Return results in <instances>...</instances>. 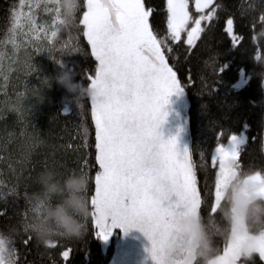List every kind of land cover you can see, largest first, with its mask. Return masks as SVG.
Wrapping results in <instances>:
<instances>
[{
  "label": "trees",
  "instance_id": "obj_1",
  "mask_svg": "<svg viewBox=\"0 0 264 264\" xmlns=\"http://www.w3.org/2000/svg\"><path fill=\"white\" fill-rule=\"evenodd\" d=\"M144 2L154 9L149 17L153 30L164 37L166 0ZM84 4L85 0H77L76 24L56 29V36L37 54L31 47H16L18 41L11 35V8H18L19 0H0V237L15 248L18 264H110L114 255V247L104 246L96 235L91 215L81 237L57 236L53 245L24 229L28 198L40 190L36 176L41 170L54 169L62 181L69 171L85 167L90 177L89 201L94 191L98 169L91 98L76 97L61 81L67 71L73 80L88 85V75L97 66L79 24ZM214 6L216 14L204 22V31L193 46L186 44L185 36L180 42L167 37L172 51L165 50L189 102V150L202 195L198 217L213 245L207 256L196 257L192 264L209 263L223 253L230 239L236 188L228 190L215 211H210L216 172L211 157L217 146L226 145L232 133L244 134L247 141L241 164L235 165L234 181H244L255 171L264 173V0H214ZM189 10L194 13L193 8ZM47 45L54 47L49 50ZM222 64L225 67L219 71ZM25 142L31 149L21 163ZM13 187L15 191H10ZM246 223L253 235L264 230V223L247 216ZM65 250L70 252L68 258L63 257ZM243 262L264 264L258 254Z\"/></svg>",
  "mask_w": 264,
  "mask_h": 264
},
{
  "label": "snow or ice",
  "instance_id": "obj_2",
  "mask_svg": "<svg viewBox=\"0 0 264 264\" xmlns=\"http://www.w3.org/2000/svg\"><path fill=\"white\" fill-rule=\"evenodd\" d=\"M212 4L213 0H194L198 14L193 15L189 0H166L164 37L153 30L149 17L154 9L146 7L144 0H86L79 18L97 61L94 74L88 75L98 169L90 196L92 223L98 229L96 235L104 240L116 226L125 231L140 228L152 243L150 253L156 264H179L168 257L172 217L177 211L186 207L195 209L202 203L190 150L185 148L181 153L175 137L165 140L158 132L165 115L163 105L168 103L170 93L184 88L165 55V50L172 51L167 37L180 42L184 34L186 44L194 45L204 31L202 21L211 20L216 14L215 6L204 12ZM39 6L19 0V7L11 8L10 13L13 38L19 33L23 18L28 33L37 37L32 40L37 50L44 47L41 41L45 38L51 40L56 36L55 30L48 35L35 19L34 7ZM44 9L56 13L57 29L76 24L77 17L67 15L63 0H55L52 9L45 4ZM232 25L233 20L229 18V33ZM26 38H29L27 34ZM47 47L52 50L54 46ZM223 67L222 64L219 71ZM83 133L86 138L88 129L84 128ZM219 135H223L222 130ZM228 140L231 147L220 143L211 157L216 166L212 212L220 195L225 165L233 161L241 164L239 158L247 141L234 133ZM22 147L21 163H24L31 145L25 142ZM252 179L264 184V173L255 171ZM24 229L28 232L26 225ZM23 242L27 244L28 240ZM45 243L53 245L55 241L50 239ZM255 246L264 259V238H259ZM69 255V250L63 252L64 258ZM233 255L234 245L225 242L217 264H231ZM16 257L15 248L6 246L5 239L0 237V264H18Z\"/></svg>",
  "mask_w": 264,
  "mask_h": 264
},
{
  "label": "rangeland",
  "instance_id": "obj_3",
  "mask_svg": "<svg viewBox=\"0 0 264 264\" xmlns=\"http://www.w3.org/2000/svg\"><path fill=\"white\" fill-rule=\"evenodd\" d=\"M26 4H32L33 6L39 4V8L34 7L35 19L47 30L48 35H50L52 31H56V24L54 23L56 22V13L54 11H45L44 9L45 4H47L49 9H52L55 5V0H26ZM212 6L213 4L209 5V8L204 9V12L207 13V11L212 8ZM189 7L193 8V15L198 14L194 6V0H192V3H190L189 0ZM24 11L26 13L28 8L25 7ZM49 20H51V22H48ZM206 21L208 20L202 21V27ZM26 34L29 38H26ZM40 36L43 37L44 33H40ZM183 36L185 35L182 34V37ZM14 38H16L18 41L16 47L19 46L20 49H27L31 47L33 51H35L37 54H40L44 48L43 47L42 49L37 50L36 46L32 44V40L37 39V37L34 34L28 33V28L25 25L23 18H21L20 31L17 35H15ZM50 41L51 40L45 38L43 41H41V43H43L45 46L47 43H50ZM188 106L189 102L183 90L170 93L168 97V103L164 104L162 109V113L165 114L164 118L158 127V132L163 139L167 140L171 137L176 138L177 148L181 153L185 150V148L189 149V119L187 114ZM237 136L246 139L244 134ZM226 146L229 148L231 147L230 141L226 144ZM235 165L236 162L234 161L226 163L225 165L226 172L221 177L219 188L220 195L216 201L215 207L225 196L226 192L232 189V187H229L236 178ZM252 177L253 176L248 177L243 181L244 187L235 189V191L233 190V212L235 223L231 228L229 237V241L234 245V255L232 257L231 264H246L242 261L246 257L244 255L246 250H255V252L259 254L255 245L259 238H264V230L257 235L251 234L247 229V223L245 219V210L250 201L253 198H261L264 200V184H262L260 181L252 179ZM249 184L253 185L252 191H249V188L247 187ZM198 210L199 206H197L195 209L186 207L180 211H177L172 217V230L170 233L168 248V257L170 260L181 261L185 258L188 252L192 251L190 247L192 240L191 236L187 237L186 241H181L179 245H175L173 242V235L178 230V225L176 224L177 215H193L198 217ZM100 239L104 246L113 244L115 247V252L110 264H156V261L153 260L150 253L152 243L145 233L138 227H131L125 231L122 227L116 226L107 240H104L101 237ZM221 255L222 253L218 254L207 264H217L218 258ZM192 262L193 260H190L189 264Z\"/></svg>",
  "mask_w": 264,
  "mask_h": 264
},
{
  "label": "clouds",
  "instance_id": "obj_4",
  "mask_svg": "<svg viewBox=\"0 0 264 264\" xmlns=\"http://www.w3.org/2000/svg\"><path fill=\"white\" fill-rule=\"evenodd\" d=\"M77 0H63V7L69 17L74 15ZM61 81L77 96L90 95L92 89L83 81H75L72 74L64 72ZM36 181L40 190L29 196V211L24 226L38 240L46 242L57 236L79 238L86 231V220L91 215L92 207L89 201L88 188L90 177L86 170H71L61 181L54 169L41 170ZM231 187H244L242 179L234 181ZM249 191L253 185H247ZM246 216L250 221L264 223V202L253 198L246 208ZM178 230L173 235V242L179 245L191 236L189 253L192 259L207 256L212 250V238L209 236L203 222L193 215H177ZM255 250H246L244 255L254 259Z\"/></svg>",
  "mask_w": 264,
  "mask_h": 264
},
{
  "label": "water",
  "instance_id": "obj_5",
  "mask_svg": "<svg viewBox=\"0 0 264 264\" xmlns=\"http://www.w3.org/2000/svg\"><path fill=\"white\" fill-rule=\"evenodd\" d=\"M190 259H191V256L189 255V253H187V255L182 261H177V262H179V264H189Z\"/></svg>",
  "mask_w": 264,
  "mask_h": 264
}]
</instances>
